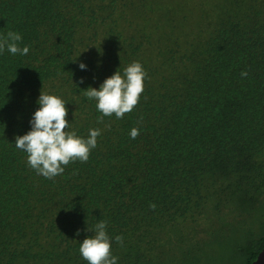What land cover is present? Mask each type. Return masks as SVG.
I'll return each mask as SVG.
<instances>
[{
    "label": "trees",
    "instance_id": "16d2710c",
    "mask_svg": "<svg viewBox=\"0 0 264 264\" xmlns=\"http://www.w3.org/2000/svg\"><path fill=\"white\" fill-rule=\"evenodd\" d=\"M8 31L29 53H0V264H88L80 242L100 220L118 264L257 258L264 0H0V36ZM132 62L148 74L139 105L98 122L84 92ZM41 92L66 102L77 135L101 129L89 160L54 179L15 147ZM208 246L220 248L210 261Z\"/></svg>",
    "mask_w": 264,
    "mask_h": 264
},
{
    "label": "clouds",
    "instance_id": "9594fccd",
    "mask_svg": "<svg viewBox=\"0 0 264 264\" xmlns=\"http://www.w3.org/2000/svg\"><path fill=\"white\" fill-rule=\"evenodd\" d=\"M22 36L15 31H8L0 36V53L5 50L12 55H27L29 48L21 47ZM83 70L86 65L80 63ZM247 71L241 72L242 78H247ZM147 72L139 62H132L124 68L123 74L116 71L106 78L99 90L89 87L85 96L96 101V109L102 115L98 122H103L104 117L115 115L123 119L139 105L145 89ZM80 83H83L81 78ZM37 103L39 108L30 120L31 130L15 138V147L27 153V162L31 169L46 179H54L64 173L65 168L77 161L84 163L89 160L93 149L97 147V138L101 129H89L87 138L77 135L75 130H69L71 123L67 120L68 108L66 102L56 95L40 94ZM140 135L138 128H132L130 136L136 139ZM155 209V204H150ZM108 221L100 220L92 228L87 229L93 235L80 242L79 253L88 264H118V257L113 255V237L107 231ZM79 231L77 235H79ZM115 243L124 246V237L116 235Z\"/></svg>",
    "mask_w": 264,
    "mask_h": 264
},
{
    "label": "rangeland",
    "instance_id": "374dc122",
    "mask_svg": "<svg viewBox=\"0 0 264 264\" xmlns=\"http://www.w3.org/2000/svg\"><path fill=\"white\" fill-rule=\"evenodd\" d=\"M174 5V7H176V4H173ZM211 243H214V242H211ZM215 246H217V244H216V241H215V245H214V247ZM213 246L211 247V246H208L207 248H206V250H207V252H206V254H205V260L207 261V260H212L213 258H214V256H217L218 255V253H219V251H220V248H214Z\"/></svg>",
    "mask_w": 264,
    "mask_h": 264
},
{
    "label": "water",
    "instance_id": "95a60500",
    "mask_svg": "<svg viewBox=\"0 0 264 264\" xmlns=\"http://www.w3.org/2000/svg\"><path fill=\"white\" fill-rule=\"evenodd\" d=\"M251 264H264V248L260 251L257 258Z\"/></svg>",
    "mask_w": 264,
    "mask_h": 264
}]
</instances>
